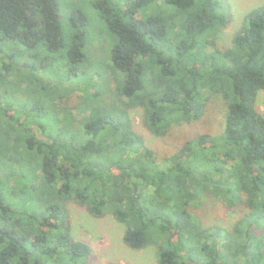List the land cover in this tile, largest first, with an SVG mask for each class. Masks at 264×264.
Returning <instances> with one entry per match:
<instances>
[{
  "label": "trees",
  "instance_id": "1",
  "mask_svg": "<svg viewBox=\"0 0 264 264\" xmlns=\"http://www.w3.org/2000/svg\"><path fill=\"white\" fill-rule=\"evenodd\" d=\"M92 6L98 28L74 0H0V264H87L72 204L159 264H264V3L230 41L231 0ZM134 110L189 136L161 156ZM216 204L231 226L195 211Z\"/></svg>",
  "mask_w": 264,
  "mask_h": 264
},
{
  "label": "rangeland",
  "instance_id": "2",
  "mask_svg": "<svg viewBox=\"0 0 264 264\" xmlns=\"http://www.w3.org/2000/svg\"><path fill=\"white\" fill-rule=\"evenodd\" d=\"M92 2L93 0H74V6L81 8L91 20L90 23L98 28L96 23L100 21L96 10L92 6ZM231 3L234 8V20L225 32L224 40L227 41H230L233 34L245 23L246 15L252 9L264 3V0H231ZM68 26L69 24H67ZM31 58H34L37 62L42 61V56H31ZM260 94L257 107L264 113L263 91ZM214 111L216 110L210 109L211 115L207 121H214L213 114L215 113H212ZM131 115L137 129L143 133L148 144L157 149L161 156H168L189 136L190 126H176L166 137L155 136L142 124L140 110H134ZM215 123L217 126L218 121L215 120ZM71 209L75 236L89 242L92 246V253L87 264H159L157 248L155 246L135 250L125 244L123 240L124 228L113 216L107 215L101 219L96 218L90 215L85 208H81L76 204H72ZM195 211L201 214L207 223L221 224L228 227L237 220L236 214L227 211L217 204L206 205Z\"/></svg>",
  "mask_w": 264,
  "mask_h": 264
}]
</instances>
